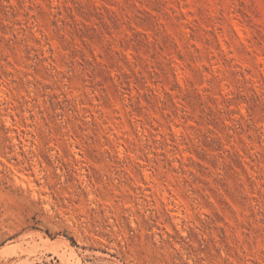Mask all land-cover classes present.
<instances>
[{
    "label": "rangeland",
    "instance_id": "obj_1",
    "mask_svg": "<svg viewBox=\"0 0 264 264\" xmlns=\"http://www.w3.org/2000/svg\"><path fill=\"white\" fill-rule=\"evenodd\" d=\"M0 264H264V0H0Z\"/></svg>",
    "mask_w": 264,
    "mask_h": 264
}]
</instances>
